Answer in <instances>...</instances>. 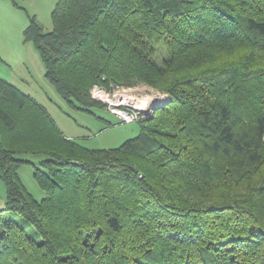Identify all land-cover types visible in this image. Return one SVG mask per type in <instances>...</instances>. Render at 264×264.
Here are the masks:
<instances>
[{
    "label": "trees",
    "instance_id": "trees-1",
    "mask_svg": "<svg viewBox=\"0 0 264 264\" xmlns=\"http://www.w3.org/2000/svg\"><path fill=\"white\" fill-rule=\"evenodd\" d=\"M51 20L24 40L71 106L106 108L93 85L167 97L90 148L0 76V264H264V0H57Z\"/></svg>",
    "mask_w": 264,
    "mask_h": 264
},
{
    "label": "rangeland",
    "instance_id": "rangeland-1",
    "mask_svg": "<svg viewBox=\"0 0 264 264\" xmlns=\"http://www.w3.org/2000/svg\"><path fill=\"white\" fill-rule=\"evenodd\" d=\"M56 1L0 0V76L34 97L48 111L67 137L76 139L90 148L117 147L124 140L138 134V117H146L149 114L151 103L153 101L161 103L167 94L146 84L121 87L120 89L116 87L109 90L103 88L114 101L118 99L120 93L135 98V105L130 102L122 105V107L131 110H134V106L139 108L136 119L131 122L123 121L121 116L111 111V105H107L106 108L95 107L93 113L71 106L45 78L44 66L37 49L32 41H25L23 35L30 17H35L36 22L45 31L52 28L51 11ZM144 96L153 97V100L143 104ZM142 104L145 105L144 108L140 107ZM140 108L146 110L147 113L142 112ZM20 156L31 159L35 163L38 159L33 154ZM18 174L28 191L37 199L46 195L33 177L32 164H23L18 169ZM1 196H5V184L0 179V198ZM3 202L4 200L0 201V207ZM5 216H9V214L6 213Z\"/></svg>",
    "mask_w": 264,
    "mask_h": 264
},
{
    "label": "built area",
    "instance_id": "built-area-1",
    "mask_svg": "<svg viewBox=\"0 0 264 264\" xmlns=\"http://www.w3.org/2000/svg\"><path fill=\"white\" fill-rule=\"evenodd\" d=\"M116 88L120 89L121 87H116ZM90 93H91L93 98L101 99L105 103H107V105H111L112 106L110 108L111 111H113L114 113L121 116L123 121L131 122V121H134L136 119V116L138 114L137 109H139L138 107L134 106V110H131V109L126 108L124 106L122 107V105H126L128 103L125 101L123 95H126V96H129V95L120 93V95H118V99L116 101H114L111 97H109L110 94L109 93L107 94L105 89H103L97 85L92 86V88L90 89ZM102 94L107 95L108 98H104L102 96ZM150 101H148V102L150 103Z\"/></svg>",
    "mask_w": 264,
    "mask_h": 264
},
{
    "label": "bare ground",
    "instance_id": "bare-ground-1",
    "mask_svg": "<svg viewBox=\"0 0 264 264\" xmlns=\"http://www.w3.org/2000/svg\"><path fill=\"white\" fill-rule=\"evenodd\" d=\"M102 96L104 97V98H108L105 94H102ZM123 97H124V99H125V101L126 102H130L132 105H135L136 103H135V98H130V97H133V96H126V95H123ZM142 97V96H141ZM138 98V97H137ZM152 101L153 100V97H149V96H144L143 97V99H142V103L144 104V103H146V102H148V101ZM136 102H138V100H136ZM141 105L140 107L141 108H144L143 106H145V105ZM136 107V106H135ZM140 108V109H141Z\"/></svg>",
    "mask_w": 264,
    "mask_h": 264
},
{
    "label": "water",
    "instance_id": "water-1",
    "mask_svg": "<svg viewBox=\"0 0 264 264\" xmlns=\"http://www.w3.org/2000/svg\"><path fill=\"white\" fill-rule=\"evenodd\" d=\"M153 102L151 103L150 109L148 111L149 114L146 117H150L153 114V112L155 111V109L161 104V103H157L155 101H153ZM141 111L147 113L146 110L141 109Z\"/></svg>",
    "mask_w": 264,
    "mask_h": 264
},
{
    "label": "crops",
    "instance_id": "crops-1",
    "mask_svg": "<svg viewBox=\"0 0 264 264\" xmlns=\"http://www.w3.org/2000/svg\"><path fill=\"white\" fill-rule=\"evenodd\" d=\"M9 82H11V81H9ZM25 93H26V92H25ZM28 94H29V93H28ZM2 200H4V197L1 196L0 201L2 202Z\"/></svg>",
    "mask_w": 264,
    "mask_h": 264
}]
</instances>
